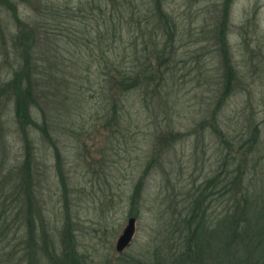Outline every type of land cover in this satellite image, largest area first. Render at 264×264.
Listing matches in <instances>:
<instances>
[{
	"label": "rangeland",
	"instance_id": "374dc122",
	"mask_svg": "<svg viewBox=\"0 0 264 264\" xmlns=\"http://www.w3.org/2000/svg\"><path fill=\"white\" fill-rule=\"evenodd\" d=\"M3 1L0 202H10L0 216L13 211L11 180L17 172L8 166L17 168L25 153L14 132V102L1 82L26 55L28 65L40 72L35 77L46 92L37 102L59 151L58 161L51 143L30 130L32 184L18 218L24 223L26 214L32 216L39 240L54 243L58 253L69 251L73 264H264V237L254 249L223 251L226 223L221 232L203 238L193 257L191 231L181 223L194 201L196 206L202 200L216 219L244 188L251 196L261 192L259 202L264 200V0ZM68 7L74 13L93 8L91 23L102 18L103 27L112 26L111 47L118 52L111 53L113 63L152 65L173 85L147 104L136 102L131 114L138 124L107 123L95 87L82 88L75 99L65 94L64 83L95 86L105 78L100 70L105 63L89 52L94 29L82 30L77 21L66 30L58 27V21L69 19L70 11L61 15ZM117 15L123 17L119 23L104 21ZM227 70L231 90L216 108ZM163 102L166 110L159 106ZM32 109L40 118L37 106ZM161 117L174 123L167 126ZM213 117L216 124H210ZM225 140L246 158L225 162ZM240 168L243 189L232 185L225 194L226 175L227 180L237 177ZM131 216L136 219L133 238L118 252L117 238Z\"/></svg>",
	"mask_w": 264,
	"mask_h": 264
},
{
	"label": "trees",
	"instance_id": "16d2710c",
	"mask_svg": "<svg viewBox=\"0 0 264 264\" xmlns=\"http://www.w3.org/2000/svg\"><path fill=\"white\" fill-rule=\"evenodd\" d=\"M3 2L2 0V3ZM62 9V13H64L65 10V14H61L64 15V17L67 13L66 10L70 11L71 14L68 20H64L63 18L61 21H58V27L66 30L69 25H72V21H77L83 26L82 30H88L89 32V30L94 29V36L89 38V42H92V45H88L90 46L89 52L92 55H96L100 61L102 60V62L105 63L103 67L100 66L102 75L105 78H103L101 82L99 81V84L95 86L91 84H85V86L77 85L76 88H73L71 85L64 83L66 88H64V90H66L65 94L75 99L78 95L82 94L80 92L82 88L92 89L95 87V93H97L101 100L99 109L106 114L107 123L114 122V124L119 123L121 125L138 124L139 121L137 122L133 119L131 114V111L136 107V102L142 103V101H145L147 104L148 99L153 100L156 97H162L161 92L164 96L167 93L166 90L169 87L172 88L173 85H168L167 81L163 79V75H158L159 71L152 65L144 64L143 68L140 69L134 65L128 67L123 62L119 63L122 65L113 63L111 55H118V52L111 47V44H113L112 40L116 33H111V31H109L112 29L111 25H109L108 28L105 25L103 27L102 18H100L101 21L96 22L95 25L93 22L91 23V21L94 20L91 16L94 12L93 8H90L87 12L79 8L77 11L78 13L72 12L75 8L71 9L68 7V9ZM53 14H56V12ZM122 19V15H117L114 19L108 16L104 21L117 20L119 23ZM127 22L130 23L131 21L127 20ZM137 25L139 26L138 19ZM130 26H132V24H130ZM57 31H59V29ZM32 35L33 33L31 31L28 38H31ZM124 51H126L125 47L122 49V54L127 55V52L124 53ZM133 53L136 55V52ZM23 58L26 59L25 63L21 67L14 69L10 77L1 82V86L4 87V91L8 93L9 99L11 98L12 102H14L13 117L15 120L14 123L17 126L14 132L20 137L23 143V149L25 147V153L21 156L22 159L19 161L17 168L10 165L8 166L11 172H17L15 181L13 178L11 180L13 184L11 188H13L15 193L14 197H12V201L14 202L10 209H13L14 212L9 209V217L8 215L0 216V264H33L35 260L38 264H46L48 261L73 264L69 251H64L63 249L58 253L54 243L48 246L47 241H43V237L39 240L35 235L36 227L32 222V216L30 214H26L27 220L24 223L23 221H19L18 218L19 214L25 208L23 199L24 197L28 199V187H31L30 184H32V180H30V176L32 175L30 168L32 156L30 149L31 139L29 138L30 130L32 128L37 129L55 148L53 138L50 134L49 120L48 118L46 119L45 112L38 106L37 102V99L44 100L42 93L46 92L44 84H39L35 77V75L40 74V72L34 71L36 69L28 65V58L26 55H23ZM115 72L116 76H114ZM226 72L227 74L223 77V92L216 103V108L221 106L231 90L232 74L229 70ZM158 76L159 78H157ZM68 96H65L64 99L67 100L69 98ZM33 105L37 106L41 116L40 118H37V114L32 109ZM159 106L164 109L165 102H163V106L160 104ZM164 110L162 112H164ZM167 110H169V108H167ZM213 115L215 117V112ZM214 117L210 124H216ZM161 118L164 120L165 125L171 126L169 122L172 121L169 118ZM8 122L7 119L4 120V124ZM6 126L8 127L7 132L9 133V123ZM160 139H162V136ZM251 139L253 140V138ZM225 143L228 146L225 149V162L229 159L233 160L236 157L246 158L245 152L242 153L238 148L234 149L235 146L227 140H225ZM253 143L252 145L255 146L254 140ZM238 147L241 150L243 149L242 145ZM55 154L59 161V151L56 148ZM248 156L249 155H247V157ZM239 166H241L240 162L238 163V168ZM235 176L237 177L227 180L229 178L226 175L224 183L225 194L232 185L237 187V189H243V170L240 168L238 174ZM209 187L211 186L209 185ZM262 198L261 192L253 193L251 196L244 188L242 194L235 198L234 206H225L216 219L212 214H207V208L202 205V200L196 201V206L194 201V210L187 214L185 213L181 219V223H185V226L191 231L189 243L193 241L192 244L194 245H189V251L192 256L195 257V249L198 248L203 238L208 236L213 237L219 230L221 232V226L224 223L227 224L225 228L226 234L221 244L225 253L229 254V252L241 249L245 251L249 248L254 249L257 247L264 237V200L259 202ZM5 202H10V199L9 201L3 200L0 202V208L3 206L8 207V205H5ZM252 228H254V231L250 234ZM191 238L193 240H191ZM44 248L46 250H44ZM47 252H49V254H47ZM188 252L185 254L186 260L188 259Z\"/></svg>",
	"mask_w": 264,
	"mask_h": 264
},
{
	"label": "water",
	"instance_id": "95a60500",
	"mask_svg": "<svg viewBox=\"0 0 264 264\" xmlns=\"http://www.w3.org/2000/svg\"><path fill=\"white\" fill-rule=\"evenodd\" d=\"M135 220L134 216L127 219V222L116 241L115 246L118 252H122L127 246H129L135 232Z\"/></svg>",
	"mask_w": 264,
	"mask_h": 264
}]
</instances>
